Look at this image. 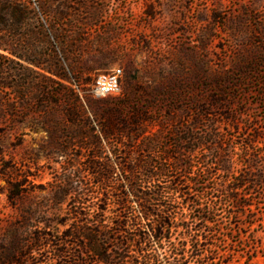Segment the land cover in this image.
<instances>
[{
	"label": "trees",
	"instance_id": "16d2710c",
	"mask_svg": "<svg viewBox=\"0 0 264 264\" xmlns=\"http://www.w3.org/2000/svg\"><path fill=\"white\" fill-rule=\"evenodd\" d=\"M20 15L16 0H0V60L2 52L21 59L8 49L5 30ZM257 58L255 65H237L238 77L219 73L210 100L180 83V92H149V106L132 91L84 100L45 75V85L31 80L18 125L47 133L68 172L49 189L16 166L1 169L8 205L19 217L0 228V264H231L236 255L255 264L264 258L263 133L242 125L235 107L247 66L264 67V50ZM27 62L58 77L36 58ZM23 88L13 85L17 98ZM19 113L13 108L16 125ZM76 149L85 154H73ZM65 203L63 214H45L46 205Z\"/></svg>",
	"mask_w": 264,
	"mask_h": 264
},
{
	"label": "rangeland",
	"instance_id": "374dc122",
	"mask_svg": "<svg viewBox=\"0 0 264 264\" xmlns=\"http://www.w3.org/2000/svg\"><path fill=\"white\" fill-rule=\"evenodd\" d=\"M16 5L19 21L10 18L5 30L8 49L21 59L2 52L6 58L0 60V109L5 111L0 118V228L19 217L4 194L3 167L27 171L36 176L37 185L49 189V184H59V174L68 172L65 159L51 152L47 133L18 125L25 121L23 108L30 102L31 80L45 85V75L81 99H101L92 93L95 78L121 69V87L113 96L132 91L149 106V92L167 88L180 92L179 84L184 83L196 98L210 100L217 92L219 73L234 72L238 77L237 65H255L264 50V0H16ZM29 58L51 67L58 77L33 68ZM246 76L235 107L243 112L242 125L259 128L263 133L259 141L264 142V67L253 72L247 66ZM15 83L24 87L23 98L16 97ZM13 108L20 112L17 125ZM157 109L154 106L153 112L158 113ZM74 153L85 154L78 149ZM195 156L196 165L199 154ZM234 159L238 161L239 156ZM240 167L236 164L233 172ZM66 205H46L45 214L61 215ZM238 260L236 255L231 264H245V259ZM254 263L264 264V258Z\"/></svg>",
	"mask_w": 264,
	"mask_h": 264
},
{
	"label": "built area",
	"instance_id": "2783aa9c",
	"mask_svg": "<svg viewBox=\"0 0 264 264\" xmlns=\"http://www.w3.org/2000/svg\"><path fill=\"white\" fill-rule=\"evenodd\" d=\"M123 73L121 69H115L108 73L98 75L92 85V93L97 98L113 96L119 92Z\"/></svg>",
	"mask_w": 264,
	"mask_h": 264
}]
</instances>
